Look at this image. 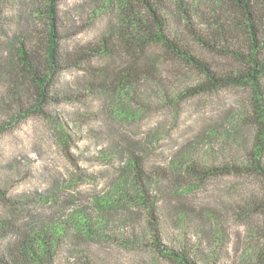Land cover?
Segmentation results:
<instances>
[{"label":"rangeland","instance_id":"374dc122","mask_svg":"<svg viewBox=\"0 0 264 264\" xmlns=\"http://www.w3.org/2000/svg\"><path fill=\"white\" fill-rule=\"evenodd\" d=\"M182 1L196 30H204L224 3ZM41 2L0 0L1 69L16 67L20 44L40 39ZM163 5L170 36L217 69L234 64L192 39L178 0ZM58 17L62 53L103 37L117 40V0H62ZM157 53L159 83L113 85L104 71L119 65L120 56L63 69L50 89L46 115L0 134V219L22 235L46 233L52 264H174L150 246L151 223L163 242L184 248L200 264H259L262 217L246 202L260 195V179L250 173L202 179L188 169L245 162L255 130L246 117L250 93L231 87L184 99L183 91L202 77ZM24 74L0 72V119L20 100H31ZM130 153L142 159L147 173L163 167L164 180L150 189L144 184L156 201L152 216L148 205L136 202L138 187L126 164ZM120 174L126 181L113 186ZM18 241L16 234L1 238L0 256L7 259Z\"/></svg>","mask_w":264,"mask_h":264},{"label":"trees","instance_id":"16d2710c","mask_svg":"<svg viewBox=\"0 0 264 264\" xmlns=\"http://www.w3.org/2000/svg\"><path fill=\"white\" fill-rule=\"evenodd\" d=\"M61 1L43 0L39 3L36 11L43 16L44 21L40 39L17 47L15 68L6 66L1 69L0 61V72L5 69L15 75L14 78L18 72L25 73L32 89L31 100H20L18 105L14 104L16 108L6 118L0 119V134L13 130L32 116H45V104L53 98L50 89L56 83L58 74L65 68L80 66L95 57L123 58L119 65L104 71L119 89L137 85L144 80L159 83L161 73L158 68V51H164L166 59L174 60L202 77L200 82L183 91L184 99L224 88L246 89L251 96L250 112L246 117L255 130L246 148L245 162L232 160L206 167L192 164L188 169L202 179L247 173L260 179L262 191L259 196L246 202V207L262 217L259 264H264V0H224L223 7L209 16L204 30L194 28L185 4L178 0L179 8L187 17L192 39L207 52L234 62L229 67L220 69L199 56L188 44L167 33L163 0H117L119 26L115 36H112L116 41L111 37H103L98 43L62 53V33L58 17ZM126 164L133 171L138 187L137 193L135 191L136 202L148 205L152 216L156 201L150 198L147 187L150 189L159 180L165 179L163 167L157 166V170L147 173L142 159L134 153L129 154ZM125 181V177L121 175L113 186L122 187ZM97 201L103 203V199ZM151 220L155 218L151 217ZM150 226V246L160 257L174 264H200L190 258L184 248L175 250L163 242L155 228L157 225L151 223ZM10 234L18 235L20 241L11 249L7 259L0 256V264L53 263L54 251L46 233L37 231L30 236L22 235L10 222L0 219V239ZM82 264L88 262L83 261Z\"/></svg>","mask_w":264,"mask_h":264}]
</instances>
